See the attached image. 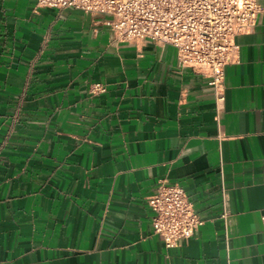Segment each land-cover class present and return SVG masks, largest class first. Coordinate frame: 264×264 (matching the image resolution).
I'll use <instances>...</instances> for the list:
<instances>
[{
	"label": "crops",
	"instance_id": "crops-1",
	"mask_svg": "<svg viewBox=\"0 0 264 264\" xmlns=\"http://www.w3.org/2000/svg\"><path fill=\"white\" fill-rule=\"evenodd\" d=\"M234 43L217 113L171 47L0 0V264H264V14ZM159 180L203 222L178 247L150 228Z\"/></svg>",
	"mask_w": 264,
	"mask_h": 264
},
{
	"label": "built area",
	"instance_id": "built-area-1",
	"mask_svg": "<svg viewBox=\"0 0 264 264\" xmlns=\"http://www.w3.org/2000/svg\"><path fill=\"white\" fill-rule=\"evenodd\" d=\"M36 7L102 18L113 41L135 49L171 47L178 66L206 79L217 113L224 104L225 67L237 57L234 40L253 31L264 14L258 0H36ZM147 205L152 233L166 248L185 244L203 224L184 190L166 180L157 182Z\"/></svg>",
	"mask_w": 264,
	"mask_h": 264
}]
</instances>
